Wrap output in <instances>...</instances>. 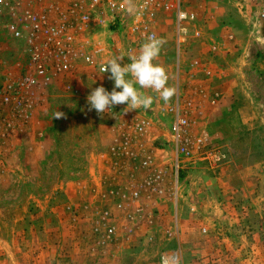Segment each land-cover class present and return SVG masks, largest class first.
I'll return each mask as SVG.
<instances>
[{
	"label": "rangeland",
	"instance_id": "1",
	"mask_svg": "<svg viewBox=\"0 0 264 264\" xmlns=\"http://www.w3.org/2000/svg\"><path fill=\"white\" fill-rule=\"evenodd\" d=\"M183 3L198 15L202 36L214 30L209 21L218 14L239 29L229 56L202 52L198 41L188 39L179 59L185 69L203 58L216 66L227 63L237 78L243 118L232 114L207 122L198 113L203 100L190 115L195 136L204 127L221 134L218 145L230 162L209 163L207 152L219 150L208 142L191 156L178 157L176 178L175 150L165 142L171 139L172 116L166 110L174 96L165 104L152 90H141L154 98L150 109L129 110L122 104L98 114L89 110L87 97L101 86L111 92L114 81L110 73L98 75L78 64L66 81L31 92L27 117L0 107V264H160L169 255H176L174 264H264V0ZM4 13L0 7V92L26 62L22 44L5 29ZM174 24L172 15H163L158 35L165 43L153 62L166 69L169 86L183 92L199 84L185 73L178 81L174 77ZM57 112L63 113L59 119ZM138 125L144 133L135 135ZM123 131L145 149L124 169L127 179L116 187L124 196L105 218L104 210L91 208L99 203L94 196L102 193L106 169L90 157L103 152L105 139H123ZM154 172L161 194L145 187ZM220 175L230 189L218 191ZM107 226L113 227L111 235Z\"/></svg>",
	"mask_w": 264,
	"mask_h": 264
},
{
	"label": "built area",
	"instance_id": "2",
	"mask_svg": "<svg viewBox=\"0 0 264 264\" xmlns=\"http://www.w3.org/2000/svg\"><path fill=\"white\" fill-rule=\"evenodd\" d=\"M0 7L7 16L5 29L13 40L22 44L26 61L20 75L6 79L0 92V107L4 112H9L10 107L11 115L20 118L30 113L33 90L56 80L66 81L78 64L106 76L109 73H103L101 67L107 59L123 56L121 66L130 63L129 57L139 54L148 36L155 34L159 38L158 25L163 15L173 16L178 52L188 39L200 41L202 38L196 27L198 15L185 9L183 0H0ZM201 67L200 61L192 60L186 68L195 71ZM204 97L201 85L186 86L183 92L178 88L166 110L172 116L168 142L175 150L176 178L178 157H189L194 150L208 144L206 134L195 136L190 132L192 109L200 108ZM135 131L144 133L139 125ZM123 134L127 140V133L123 131ZM205 159L216 167L224 160L219 151H208ZM143 163L148 166L147 162ZM155 175L154 172L146 180L145 187L161 194L156 188ZM138 195L135 192L133 197ZM103 213L108 217L105 210ZM106 231L111 235L113 227L107 226ZM174 263H177L176 255H169L163 256L160 264Z\"/></svg>",
	"mask_w": 264,
	"mask_h": 264
},
{
	"label": "crops",
	"instance_id": "3",
	"mask_svg": "<svg viewBox=\"0 0 264 264\" xmlns=\"http://www.w3.org/2000/svg\"><path fill=\"white\" fill-rule=\"evenodd\" d=\"M219 16L220 14L211 18L212 20L209 21V27L214 28V30L209 33L208 31L205 32V35H203L202 39L198 42L202 48V52H205V50L214 51L216 54L220 53L225 57V55L229 56L228 46L232 45L236 35L239 33V29H237L235 25H232L233 23L228 24V22H225V20ZM206 39L211 40V42H206ZM176 52L178 56L176 59L177 64L175 67L174 77L180 79L182 73H185L184 76L188 79L191 78L194 73H197L191 81L204 88L205 97L201 108L198 109V113L201 114L202 119L205 118V121L207 119V122H213L215 120H226L227 117L232 114H235L240 118L245 116V109L242 105H239L235 92L236 90L234 88L237 86V84H235V79L237 78L230 75L232 68H228L227 63H221L216 66L214 61L211 59L203 58V62L201 63H203L204 66L196 69L195 71H190L182 67L179 60L181 53L177 51V47ZM182 69L185 71L182 72ZM216 83H218L217 86ZM211 85L215 89H210ZM134 133L135 135L139 134L137 131H134ZM199 134H206L208 142H212V144H214L222 153L224 158L223 164H225L227 160V163L230 162L228 153L218 145L222 140L220 137L221 134L218 131L210 132L206 127H204L199 131ZM168 141H170V139L165 140V142L169 143ZM144 146L145 145L141 141H138L137 138L134 140L132 138L124 140L119 137L117 141H112L111 139H105V141H102L100 148L103 149V152L98 153L94 158L92 156L90 157V159L92 158L90 161H93V163L99 164L106 169L102 175L103 183L101 184V187H103V189L100 191L102 193L98 194L96 192L97 195L94 196L99 203L95 202L92 205V212L94 211V213H98L105 210L109 213L108 209H112L114 212V210L120 206V198L122 199L124 195L120 190L118 191L116 187L120 186L122 182L127 179L124 178L125 174L123 176L124 169L131 165L133 157L136 160L138 159V154L145 149ZM123 179L124 181H122ZM215 180L219 182L218 191L230 189V185L226 184V180L224 181L223 175H220V177ZM97 241H99L98 238L95 242Z\"/></svg>",
	"mask_w": 264,
	"mask_h": 264
},
{
	"label": "clouds",
	"instance_id": "4",
	"mask_svg": "<svg viewBox=\"0 0 264 264\" xmlns=\"http://www.w3.org/2000/svg\"><path fill=\"white\" fill-rule=\"evenodd\" d=\"M164 43V40L153 34L146 38L138 55L129 57L130 63L121 66L123 56L107 59L101 71L110 73L108 79L114 81L113 90L108 92L102 86L95 88L87 97L89 110L94 109L98 114H102L122 104H126L129 110L139 108L148 110L154 98L141 91L147 89L157 93L159 99H162L165 104L169 103L176 90L168 84L169 75L166 69L162 65L153 63L158 59ZM62 116L63 113L60 112L55 114L57 119Z\"/></svg>",
	"mask_w": 264,
	"mask_h": 264
}]
</instances>
